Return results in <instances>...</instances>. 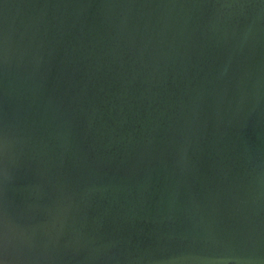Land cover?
<instances>
[{
	"label": "water",
	"instance_id": "obj_1",
	"mask_svg": "<svg viewBox=\"0 0 264 264\" xmlns=\"http://www.w3.org/2000/svg\"><path fill=\"white\" fill-rule=\"evenodd\" d=\"M0 264H264V0H0Z\"/></svg>",
	"mask_w": 264,
	"mask_h": 264
}]
</instances>
